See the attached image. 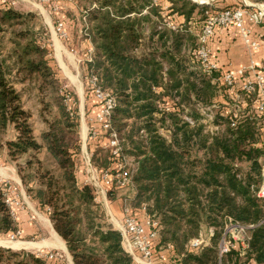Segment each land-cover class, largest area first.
Here are the masks:
<instances>
[{"label":"trees","instance_id":"obj_1","mask_svg":"<svg viewBox=\"0 0 264 264\" xmlns=\"http://www.w3.org/2000/svg\"><path fill=\"white\" fill-rule=\"evenodd\" d=\"M84 1L94 52L88 67L101 86L110 89L116 98L107 118L109 130L113 128L125 141L124 145H130V154L136 158L132 174L136 203L159 221L160 244L171 245L169 258L172 260L178 253L179 264H217V241L230 218L252 224L246 259L253 264L264 263V199L254 195L260 180L258 158L264 149L255 146L259 139L252 117L237 118L233 125L229 119L224 131L209 137L195 122L177 119V111L158 109L156 102L166 94H156L154 87L160 86L163 66L169 82L165 92L174 91L180 98L179 105L191 98L205 105L215 102L216 85L211 76L202 72L198 64L197 67L192 64L196 69H190L181 55L182 39L188 34L166 28L156 30V34L150 32L147 51L137 54L138 47L145 45L143 24L147 21L152 29L155 27L151 15H157V7L152 0ZM194 7L196 4L190 0H180V6L173 9L188 20ZM22 16L12 5L0 2V40L3 34L10 33L11 44L9 63L0 46V149H6V155L12 159L42 145L32 135L29 114L9 79L10 66L17 75H22L20 81L40 74L45 80L42 75L50 70L46 48L34 31L20 26ZM243 95L249 98L254 94ZM156 113L161 117L156 119L153 116ZM129 119L137 120L138 125H129ZM166 119L171 121L169 140L159 134L156 125ZM72 123L75 124L74 119ZM8 129L14 132L13 138L2 140L1 134ZM42 138L61 174L57 177L46 170L36 196L40 205L48 207L52 229L64 240L73 264H131L119 231L105 222L103 211L94 203L92 187L87 183L75 184L70 153L77 150V143H69L55 124L49 126ZM107 160L103 158L101 164H108ZM235 160L249 163L245 175H240L233 166ZM3 191L0 184V232L6 235L15 230V221ZM201 223L215 227L211 237L215 245L190 249L188 240L197 234ZM232 253L237 256L235 250L229 255ZM0 264H50V261L30 251L0 247Z\"/></svg>","mask_w":264,"mask_h":264},{"label":"rangeland","instance_id":"obj_2","mask_svg":"<svg viewBox=\"0 0 264 264\" xmlns=\"http://www.w3.org/2000/svg\"><path fill=\"white\" fill-rule=\"evenodd\" d=\"M173 1L152 0V3L157 7V15H151L155 27L152 29L151 24L147 21L143 24L142 35L145 45L138 47L136 52L139 54L141 51H147L146 45L149 43L148 35L150 32L156 34L158 30L163 28L179 29L188 34L185 39H182L181 55L189 62L190 69H196L192 67V64H197L192 58V50L196 33L207 14H214L234 4L230 0H190L196 4V7L186 20L182 14L173 9L175 6H180V0L177 3H173ZM248 1L253 3L264 2V0ZM7 2L16 11L22 13L20 26L34 31V34L41 40L42 46L47 51L45 58L50 70L47 75H42L45 76V80H42L40 74L31 80L20 81L22 75H17L15 69L10 66L9 79L20 93L23 109L29 114L32 135L36 142L42 146L36 151H28L16 159L7 156L6 149H0V184L3 186L5 202L15 221V230L6 235L0 232V239L53 240L51 232L53 227L48 215L49 209L40 205L36 196V190L42 187L41 183L45 180L43 174L46 170L57 177L61 174L54 158L46 150L42 138V134L49 129L51 124L58 125L63 130V135L69 143H77V150L70 153L75 184L87 183L92 187L94 203L98 204V207L103 211L105 222L114 228L116 221H120L124 207L134 210L139 208L135 200V184L132 181L136 158L130 154L132 153L130 145L129 147L125 146V141L119 138L118 133L113 128L109 130L100 125L104 122L109 123L108 117L104 121L102 115L105 102L113 100L116 103V98L110 89L101 86L97 75L88 67V62L92 60L94 52L88 34L90 24L84 9L86 2L84 0H55L50 2L7 0ZM59 19L64 20L62 32L56 29V22ZM9 37L10 33H6L1 36L0 40L1 52L6 58V62L11 61L8 59L11 45ZM153 37L156 39V35ZM54 39H57L70 54V58L66 54H63L61 58L72 74L76 76L77 84L72 83L59 66L54 51ZM259 68L264 71V60H262ZM162 72L160 86L154 87V91L156 94L164 92L166 95L160 97V100L156 102L158 109L166 110L165 112L177 111L175 112L178 115L176 116L177 119L189 123L195 122L201 126L202 133L209 137L226 129L232 112L236 113V119L239 118V120L245 116L252 117L255 133L259 139L255 146L264 149V113L255 112L252 106L255 103L256 92H251L254 95L245 98L242 90L235 87L228 89L218 80V73H214L211 75V79L216 85L213 104L211 101L210 104L205 105L191 98L190 102L179 105L180 98L175 95L174 91L165 92V88L169 84L166 81L165 66H163ZM95 89L101 91L106 99L97 96ZM71 109H73L72 112ZM153 116L156 119L161 117L160 113ZM73 119L75 124L72 123ZM225 120H227L226 123ZM127 123L129 125H136L137 123L138 125L139 122L129 119ZM156 125L159 126L158 132L161 136L166 140L171 139V121L169 119L162 123L158 121ZM82 126L85 130L83 138ZM140 133L143 131L141 130ZM13 136L14 132L11 129L1 134L2 140L13 138ZM105 157L109 163L102 165L101 162ZM191 158H193V154H191ZM37 160H39V164L36 163ZM27 161L31 163L28 164ZM95 162L100 163V165L97 166ZM258 164L260 173L264 165V153L259 156ZM233 166L240 175H245L249 170V163L244 160H235ZM122 172H125V176L128 177L126 180L122 179ZM118 173H121V177ZM122 182L124 183L122 184ZM98 215L97 212L96 219H98ZM208 227L210 226L206 223H201L199 226L204 231ZM61 240L63 239L61 238ZM215 242L210 238L207 246L215 245ZM63 243L66 247L64 240ZM10 249L30 251L39 255L48 250L66 251L68 253L67 248L63 250L59 248V245ZM180 258L181 254L177 253L175 258H172L167 264H179ZM238 261L240 258L232 253L222 259V264H238Z\"/></svg>","mask_w":264,"mask_h":264},{"label":"built area","instance_id":"obj_3","mask_svg":"<svg viewBox=\"0 0 264 264\" xmlns=\"http://www.w3.org/2000/svg\"><path fill=\"white\" fill-rule=\"evenodd\" d=\"M50 2L55 0H39ZM1 4H9L7 0H0ZM233 6L226 7L214 14H207L203 24L197 34V45L192 50V58L197 62L202 72L211 76L218 73L220 83L232 89L238 85V89L244 92H256L254 111L264 113V71L255 65L253 54L259 49L260 41L255 36L253 28L264 24V2L253 3L248 0H230ZM235 30L241 45L249 57L245 65L235 69L219 70V65L213 55L209 42L215 33L224 28ZM56 29L62 32L64 23L62 19L56 22ZM97 96L104 99L105 95L95 89ZM115 105L114 101H106L102 110L105 121L110 110ZM231 125L234 124L236 113H230ZM103 128L110 129L107 122L100 123ZM121 177V173H118ZM122 179L126 180L125 172H122ZM124 182H122L123 184ZM254 195L264 199V165L260 172V180L254 189ZM115 229L121 236V245L129 255L131 264H167L170 262L171 245L160 244L161 225L159 221L147 215L145 207L142 205L138 210L128 207L122 209L120 221H116ZM252 224H243L233 221L230 218L225 222L220 237L217 241V264H221L222 259L232 250L236 251L240 258L238 264H253L246 259L249 246V229ZM214 228L208 227L206 231L199 228L197 234L188 240L187 246L190 249H198L206 246L213 236ZM50 264H73L71 256L66 251L48 250L41 253Z\"/></svg>","mask_w":264,"mask_h":264},{"label":"crops","instance_id":"obj_4","mask_svg":"<svg viewBox=\"0 0 264 264\" xmlns=\"http://www.w3.org/2000/svg\"><path fill=\"white\" fill-rule=\"evenodd\" d=\"M253 31L260 41L259 49L253 54V61L255 65L260 67L262 60H264V38H262L264 35V24L255 26ZM209 46L218 65L221 66H219L221 70L235 69L245 65L249 60L237 33L231 27L218 30L210 40ZM235 88L238 89V85ZM254 105L255 103L252 106L254 107ZM59 248L66 249L65 246L64 248L59 246Z\"/></svg>","mask_w":264,"mask_h":264},{"label":"bare ground","instance_id":"obj_5","mask_svg":"<svg viewBox=\"0 0 264 264\" xmlns=\"http://www.w3.org/2000/svg\"><path fill=\"white\" fill-rule=\"evenodd\" d=\"M53 45H54L55 56L58 60L59 66L61 67V69L65 73L66 77L72 83L77 84L76 76L74 74H72V72L65 65V63H63L62 58H61L63 54L68 55L70 58V54L65 50V48L60 44V42L57 39H54ZM84 132H85L84 126H82V138L85 134ZM51 232L53 235L52 241H50V240L21 241V240H5V239L1 240L0 239V246L10 247V248H14V249H27V248H33V247H42L45 245H48V246L59 245V246L64 248L65 245H64L63 241L61 240V238L57 235V233H55L53 229L51 230Z\"/></svg>","mask_w":264,"mask_h":264},{"label":"water","instance_id":"obj_6","mask_svg":"<svg viewBox=\"0 0 264 264\" xmlns=\"http://www.w3.org/2000/svg\"><path fill=\"white\" fill-rule=\"evenodd\" d=\"M5 247V246H4ZM6 248H10V247H6Z\"/></svg>","mask_w":264,"mask_h":264}]
</instances>
